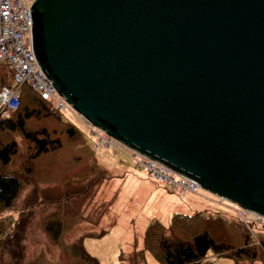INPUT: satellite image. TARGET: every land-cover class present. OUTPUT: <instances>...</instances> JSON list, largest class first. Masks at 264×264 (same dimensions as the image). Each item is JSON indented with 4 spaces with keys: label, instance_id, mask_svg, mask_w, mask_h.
<instances>
[{
    "label": "water",
    "instance_id": "water-1",
    "mask_svg": "<svg viewBox=\"0 0 264 264\" xmlns=\"http://www.w3.org/2000/svg\"><path fill=\"white\" fill-rule=\"evenodd\" d=\"M58 95L128 148L264 217V0H31Z\"/></svg>",
    "mask_w": 264,
    "mask_h": 264
},
{
    "label": "trees",
    "instance_id": "trees-1",
    "mask_svg": "<svg viewBox=\"0 0 264 264\" xmlns=\"http://www.w3.org/2000/svg\"><path fill=\"white\" fill-rule=\"evenodd\" d=\"M1 85H12L11 74L9 81ZM37 118L57 123L63 140H59L58 134L50 135L46 126L28 127L29 120ZM77 125L71 116L57 111L25 83L20 86L18 107L5 116L0 114V133L18 132L23 141L32 143L28 156L18 162L17 139L0 137V242L7 246L4 253L8 255L4 264H100L84 249L83 238L107 233L106 226L113 222L103 226L100 220L108 213L115 196L102 201L97 211L84 210L111 175L98 162L85 132ZM40 157L46 159L44 168L31 166L30 160L37 163ZM30 183L33 190L21 201L17 216L3 214L17 206V198ZM48 183L57 187L46 186ZM28 219L35 220L38 229L58 248L54 262L44 260L40 253L25 260L22 243ZM79 222L89 228L69 242L64 240V233ZM250 235L234 214L210 210L175 212L166 224L157 218L148 221L141 234V247L134 239L129 243L130 250L120 249L117 258L121 264H147V250L162 264H198L211 252L230 258L233 264H250L259 258V253L264 254V240L254 243Z\"/></svg>",
    "mask_w": 264,
    "mask_h": 264
},
{
    "label": "rangeland",
    "instance_id": "rangeland-1",
    "mask_svg": "<svg viewBox=\"0 0 264 264\" xmlns=\"http://www.w3.org/2000/svg\"><path fill=\"white\" fill-rule=\"evenodd\" d=\"M9 74L5 64L0 63V84L9 81ZM57 125L58 124L53 121L40 120L39 118L30 119L28 123V127L31 129L46 126L45 128L48 133L52 136L58 134L59 140L61 141L63 140V134L58 131L59 126L57 127ZM77 126L85 132V128L80 124ZM0 137L3 140L8 137L17 139L19 144V155L16 157V160L18 162L23 161V159L28 156L30 148H32V143L30 141H23L18 132H12L11 134L1 132ZM86 140L92 148L90 137L87 135ZM92 151L94 155L102 161L101 165L107 168L111 175V179L107 183H104L94 199L87 203L84 210L97 211V207L101 205L102 201L108 200L112 195L115 196V200L109 208V212L112 213L115 219L111 217L113 223L110 226H106L105 230H107V233L101 237L85 236L83 238L84 249L95 256L100 264H121L117 258L118 251H120V249L129 251V242L134 239L137 241V246L141 247L142 230L146 223L152 218H157L166 224L170 214L178 211L191 213L195 210H203L205 208L210 211L231 215L237 208L234 206L235 204L226 200H220L219 197L201 189L198 195L187 194L183 196V200L189 203L191 208L174 205L171 210L169 203H172L169 198H174V196L171 195L164 186L157 185L151 179L147 178L143 174L142 169L136 167L131 157L127 154L113 148L103 147L98 149L92 148ZM45 160L44 157H40L37 159V163L36 160H30L29 163H31V166L36 167L37 165L42 169L44 168L43 164L46 163ZM13 165L16 166L17 164L14 163ZM31 183L26 185L20 193L16 202L17 206H13L14 208L12 207L4 211L3 214L10 212L14 217L17 216L21 201L23 203L24 199L33 190ZM45 185H52L51 187L54 189L57 187L54 183ZM59 187L61 186L59 185ZM167 194H169L168 196L170 197L165 198ZM34 221L35 220L32 219L25 221L26 236L22 243L24 258L27 261L35 254L40 253L44 260L54 262L58 257V248L48 241L46 235L38 229V225ZM87 228H89L88 225L79 222L64 233L63 239L69 242ZM253 233L256 239L253 235L250 236L251 238L253 237L252 241H254V243H258L260 239L264 240V226H253ZM5 247L7 248V246H3L0 242V264H4L8 260V255L4 253ZM258 251L261 252L260 248H258ZM144 260L147 264H162L147 250L144 251ZM248 263L264 264V254L259 253V258L257 260ZM198 264H233V261L230 258L217 256L210 252Z\"/></svg>",
    "mask_w": 264,
    "mask_h": 264
},
{
    "label": "built area",
    "instance_id": "built-area-1",
    "mask_svg": "<svg viewBox=\"0 0 264 264\" xmlns=\"http://www.w3.org/2000/svg\"><path fill=\"white\" fill-rule=\"evenodd\" d=\"M30 3L31 0H0V63L5 64L12 79L11 86H0L1 116H5L9 111H14L18 107L20 86L25 83L42 99L48 100L57 111L68 114L76 123L85 128V134L87 133L86 135L90 137L93 149L103 147L124 152L131 157L136 167L142 169L147 178L157 185L164 186L170 193L182 197L187 194L198 195L201 188L196 181L179 175L165 165L123 145L86 121L63 97L58 95L38 66L32 52ZM234 206L237 207L233 213L234 216L255 237L253 226L263 227L264 217L253 211Z\"/></svg>",
    "mask_w": 264,
    "mask_h": 264
},
{
    "label": "crops",
    "instance_id": "crops-1",
    "mask_svg": "<svg viewBox=\"0 0 264 264\" xmlns=\"http://www.w3.org/2000/svg\"><path fill=\"white\" fill-rule=\"evenodd\" d=\"M97 158V157H96ZM97 160H98V162L100 163V164H102L101 162V160L100 159H98L97 158ZM109 181V180H108ZM108 181H106L105 183H107ZM104 185V184H103ZM102 185V186H103ZM101 186V187H102ZM100 187V188H101ZM169 194H167V196H165V198H168V197H170V196H168ZM171 195H173L174 196V198H169V200H170V202L172 203V204H170L169 203V205H170V209L172 210V208H173V206L174 205H180V206H182V207H190V205H189V203H187L185 200H183L184 199V197H182V196H178V195H175V194H173V193H171ZM115 200V199H114ZM113 200V201H114ZM113 203V202H112ZM191 208V207H190ZM193 209V208H192ZM205 209V208H204ZM203 209V210H204ZM205 210H207V209H205ZM195 211H201V210H195ZM170 212V211H169ZM179 212V211H178ZM192 213V212H191ZM172 214V213H171ZM171 214H170V216H171ZM170 216H169V218H170ZM111 217L113 218V219H115L114 217H113V215H112V213L111 212H109L108 211V213L105 215V216H103L102 218H101V220H100V225H103V226H106L107 224H111V222H113V219H111ZM169 220V219H168ZM168 222V221H167ZM147 224V223H146ZM145 227V226H144ZM143 230H144V228H143ZM143 230H142V232H143ZM142 234V233H141ZM130 243V242H129ZM130 246V245H129ZM119 252V251H118ZM118 255V254H117Z\"/></svg>",
    "mask_w": 264,
    "mask_h": 264
}]
</instances>
